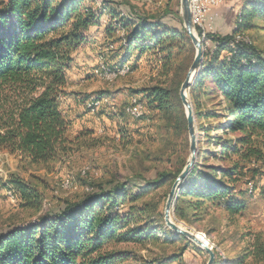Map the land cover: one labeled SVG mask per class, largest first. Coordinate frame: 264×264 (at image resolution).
<instances>
[{"label":"trees","instance_id":"1","mask_svg":"<svg viewBox=\"0 0 264 264\" xmlns=\"http://www.w3.org/2000/svg\"><path fill=\"white\" fill-rule=\"evenodd\" d=\"M107 1L0 0V151L20 156L28 168L51 171L66 157L95 145L94 129L72 131L62 102L72 94L68 69L74 53L88 41V30L99 26L108 13V34H123L118 39L122 60L109 72L117 74L132 61L135 68L141 56L152 51L168 75L161 84L136 90L147 106L137 101L156 116L164 140L163 146L140 156L141 163L151 162L146 170L156 174L147 178L136 170L134 177L144 182L137 191L129 181L115 177L89 182L87 191L64 200L57 209H46L41 178L10 176L8 192L19 198L23 211L38 216L20 218L0 230V264H125L133 255L121 246L130 244L161 250L145 260L133 257L138 264L186 263L188 250L205 251L166 225L170 191L159 201L148 199L163 187L171 189L189 158L180 89L195 46L184 25L179 29L163 21L172 13L170 4L163 16H155L126 13L107 6ZM95 2L99 7L93 6ZM259 22H264V0H246L232 33L206 34L197 27L199 36L206 35L213 47L190 87L199 154L176 192L177 222L193 226L212 209L229 217L240 215L247 209L242 184L249 185L250 194L262 184L253 182L264 175V53L252 41L237 37ZM80 101L88 108L89 103L104 100ZM125 112L127 108L121 114ZM214 252L217 264H264V232L254 234L236 256L229 251L222 256L217 248Z\"/></svg>","mask_w":264,"mask_h":264},{"label":"rangeland","instance_id":"2","mask_svg":"<svg viewBox=\"0 0 264 264\" xmlns=\"http://www.w3.org/2000/svg\"><path fill=\"white\" fill-rule=\"evenodd\" d=\"M245 2L246 0H229L215 9L206 22V34L232 33L236 29L237 18ZM181 3L182 0H108L106 2L107 6L119 8L126 13L138 12L155 16H163L170 4L172 13L164 17L163 21L179 29L184 25L178 15L179 13L182 15ZM93 4L95 8L99 7V3ZM110 19L108 13L103 14L99 25L101 29H97L99 40H97L96 52H93L91 56L93 60L85 61L83 56H80L74 68L69 71L71 79L69 88L81 96L80 100L92 101L100 97L104 100L102 106L94 112L87 108L86 103L81 102L80 105L71 98H64L62 102L63 112L72 122V131L76 134L85 128H93L95 139L91 144L95 145L86 146L66 157L56 163L51 171L28 168L27 164L21 161L20 156L0 151V230L20 218L36 219L38 216L33 212L23 211L18 197L11 199L8 196L9 186L6 182L12 175L25 180L30 179L31 176L41 178L46 209H57L66 199H77L90 188L89 182L115 177L121 182L129 181V186L137 191L144 182L134 177L136 170L142 171L147 178L155 176L154 169L146 170L151 162L146 160L145 163H141L140 156L145 157V152L156 150L164 144L156 116L147 110L146 117L133 119L126 113L122 115L121 112L126 110L134 97L143 101L142 95L136 90L161 84L167 80L168 75L163 68L162 59L152 51L143 54L135 68H131L132 61L127 63L130 68L125 66L117 74L110 73L109 69L115 66L112 53L120 48L121 43L118 39L123 35L122 32L111 36L108 34L106 29ZM258 24L259 26L247 30L245 36L237 37L252 41L253 45L264 53V22ZM198 29L196 34L202 40L205 55L213 45L206 35L199 36ZM201 31L205 32V28L202 27ZM188 98L190 99V90ZM114 110L123 117L122 124L112 119L115 116ZM120 128H124L125 131H121ZM210 162L222 164L215 159H211ZM255 182L258 186L262 184L252 194L247 192L249 185L242 184L241 188L246 191L247 198V209L244 213L229 217L223 210L212 209L201 222L193 226L184 222L177 223L202 232L210 244L219 250L220 255L226 256L228 251L231 256L238 255L254 234L264 232V192L262 190L264 175L256 178L253 183ZM170 190L169 186L163 187L152 192L148 199L159 201ZM121 247L131 251L133 255L125 264H138V261L134 259L135 256L138 260L140 258L145 260L161 252L160 248L153 245H150L149 249L131 244ZM184 258L186 263L174 261L170 264H207L209 255L205 251L192 248L186 252Z\"/></svg>","mask_w":264,"mask_h":264},{"label":"water","instance_id":"3","mask_svg":"<svg viewBox=\"0 0 264 264\" xmlns=\"http://www.w3.org/2000/svg\"><path fill=\"white\" fill-rule=\"evenodd\" d=\"M181 14L184 20V26L191 37L193 44L196 49L195 58L186 74L185 80L182 83L180 89V96L185 107L187 122H188V131H189V158L187 164L181 174L176 179L173 184L168 198L165 203L164 218L166 225L172 229L174 232L181 234L195 243L197 246L205 250L209 255V260L207 264H215L216 254L214 252V246L208 243L205 238L202 236V232L196 231L194 229H189L181 224H178L174 219V203L176 199V192L181 184V182L187 177V175L192 170L194 164L197 161L199 154V131L196 124V119L194 115V108L191 101V98H188V91L190 90L191 85L194 82L196 75L198 74L204 57V50L202 45V40L197 36L196 29L192 20V11L190 6V0H182L181 3Z\"/></svg>","mask_w":264,"mask_h":264},{"label":"crops","instance_id":"4","mask_svg":"<svg viewBox=\"0 0 264 264\" xmlns=\"http://www.w3.org/2000/svg\"><path fill=\"white\" fill-rule=\"evenodd\" d=\"M97 29H101L99 26H93L91 27L87 34H88V41L83 44L77 51L76 53H74V60L70 66V68L68 69V75H69V71L74 68L76 62L79 60L80 56H83V60L85 61H91L93 60L91 58V56H93V52H96L95 48L97 47V43L99 39H97ZM108 39V38H107ZM113 63L116 65V64H119L122 60V57H123V50H121L120 48H117V50H115L113 53ZM79 77H82V76H79ZM69 80H70V86H71V79L69 77ZM69 86V87H70ZM68 91L72 94H70L69 96L65 97V99H74L76 101V103L80 104L81 105V101H80V97L81 96H78V94H76V92L74 93V91L72 90V88H69ZM63 110V109H62ZM64 113V112H63ZM114 113H115V116L112 117L113 120L117 121L119 124H122V120H123V117L114 110ZM126 113V112H125ZM127 114V113H126ZM128 115V114H127ZM93 129V128H91Z\"/></svg>","mask_w":264,"mask_h":264},{"label":"built area","instance_id":"5","mask_svg":"<svg viewBox=\"0 0 264 264\" xmlns=\"http://www.w3.org/2000/svg\"><path fill=\"white\" fill-rule=\"evenodd\" d=\"M227 1L229 0H198V2L190 1L191 10H195L196 14L200 16V26H195V29L197 30V27H204L206 33V22L211 17L210 15L215 9L219 8ZM122 69L124 68H121L120 70ZM133 109L137 110L138 119L142 118V113H147L146 106H138L137 98L135 97L133 98Z\"/></svg>","mask_w":264,"mask_h":264},{"label":"bare ground","instance_id":"6","mask_svg":"<svg viewBox=\"0 0 264 264\" xmlns=\"http://www.w3.org/2000/svg\"><path fill=\"white\" fill-rule=\"evenodd\" d=\"M191 2H198V0H190ZM192 11V20H193V23H194V26H200V16L196 14V11L195 10H191ZM114 74V73H112ZM97 102V103H96ZM96 102H91L88 104V109L90 111H96L98 110V108L101 106L102 102L101 101H96ZM137 105L138 106H144L142 103L138 102L137 101ZM127 113L130 114V116L134 117V118H137L138 117V114H137V110L133 109V100L131 102V104L127 107ZM144 113H142L143 115ZM263 187H264V184H263ZM8 195L10 196L11 199H14V195H12L11 192H8ZM202 236L205 238V240L210 243L206 236L201 233Z\"/></svg>","mask_w":264,"mask_h":264}]
</instances>
